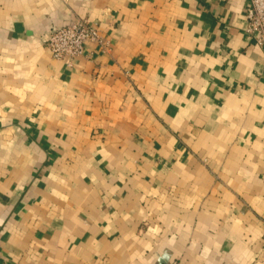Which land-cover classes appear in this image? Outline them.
I'll return each mask as SVG.
<instances>
[{"label": "crops", "instance_id": "obj_1", "mask_svg": "<svg viewBox=\"0 0 264 264\" xmlns=\"http://www.w3.org/2000/svg\"><path fill=\"white\" fill-rule=\"evenodd\" d=\"M248 2L0 0V264H264Z\"/></svg>", "mask_w": 264, "mask_h": 264}, {"label": "built area", "instance_id": "obj_2", "mask_svg": "<svg viewBox=\"0 0 264 264\" xmlns=\"http://www.w3.org/2000/svg\"><path fill=\"white\" fill-rule=\"evenodd\" d=\"M246 19L247 33L264 47V0H249ZM87 43L105 45L98 25L77 19L71 25L54 30L47 46L55 59L69 60L72 65L73 59L84 55Z\"/></svg>", "mask_w": 264, "mask_h": 264}]
</instances>
